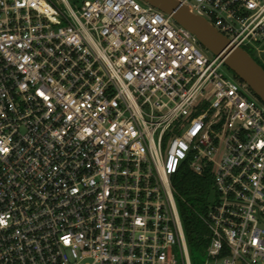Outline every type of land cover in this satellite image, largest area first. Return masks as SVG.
<instances>
[{
	"label": "built area",
	"instance_id": "obj_1",
	"mask_svg": "<svg viewBox=\"0 0 264 264\" xmlns=\"http://www.w3.org/2000/svg\"><path fill=\"white\" fill-rule=\"evenodd\" d=\"M181 1L264 61V0ZM209 52L145 0H0V264H195L186 163L202 264H264V102Z\"/></svg>",
	"mask_w": 264,
	"mask_h": 264
},
{
	"label": "water",
	"instance_id": "obj_2",
	"mask_svg": "<svg viewBox=\"0 0 264 264\" xmlns=\"http://www.w3.org/2000/svg\"><path fill=\"white\" fill-rule=\"evenodd\" d=\"M145 1L172 15L179 24L197 37L203 47L220 55L228 68L247 82L264 102V67L248 50L232 44L231 40L207 18L193 12L181 0Z\"/></svg>",
	"mask_w": 264,
	"mask_h": 264
},
{
	"label": "trees",
	"instance_id": "obj_3",
	"mask_svg": "<svg viewBox=\"0 0 264 264\" xmlns=\"http://www.w3.org/2000/svg\"><path fill=\"white\" fill-rule=\"evenodd\" d=\"M248 51L253 55L252 51L249 49ZM256 59L264 67V61ZM234 75L237 76L235 73ZM172 185L190 252L194 256H204L208 245L209 230L202 219V214L207 212L211 203L210 195L214 192L213 176L208 172L203 175L197 174L186 163L172 177ZM194 262L197 264V261Z\"/></svg>",
	"mask_w": 264,
	"mask_h": 264
},
{
	"label": "rangeland",
	"instance_id": "obj_4",
	"mask_svg": "<svg viewBox=\"0 0 264 264\" xmlns=\"http://www.w3.org/2000/svg\"><path fill=\"white\" fill-rule=\"evenodd\" d=\"M55 1H60V0H55ZM83 1L84 0H70V2L72 3V5L74 6V7H78V6H80L82 3H83ZM141 1V0H140ZM250 51H252V53H253V55L256 57V58H258V56L255 54V52H253V49H251V48H248ZM210 54H212L211 52H209ZM228 67V66H227ZM231 71V73L232 74H234L233 72H232V70H230ZM215 198V193L214 192H212L211 193V195H210V199L211 200H213ZM191 255H192V253H191ZM194 258V261H197V263H200V264H202L205 260H206V256L204 255V256H197V255H192V259Z\"/></svg>",
	"mask_w": 264,
	"mask_h": 264
}]
</instances>
